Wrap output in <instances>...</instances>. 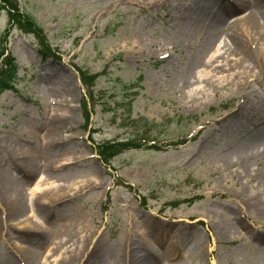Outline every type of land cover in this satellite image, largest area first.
<instances>
[{
	"label": "rangeland",
	"instance_id": "rangeland-1",
	"mask_svg": "<svg viewBox=\"0 0 264 264\" xmlns=\"http://www.w3.org/2000/svg\"><path fill=\"white\" fill-rule=\"evenodd\" d=\"M16 2L58 59L0 12L18 65L0 94V264H264V0L210 32L237 0ZM141 138L159 150L97 155Z\"/></svg>",
	"mask_w": 264,
	"mask_h": 264
},
{
	"label": "trees",
	"instance_id": "trees-1",
	"mask_svg": "<svg viewBox=\"0 0 264 264\" xmlns=\"http://www.w3.org/2000/svg\"><path fill=\"white\" fill-rule=\"evenodd\" d=\"M4 9L7 10L8 23L10 27L16 26L25 33L34 34L40 40L41 46L43 47L39 52L44 56V58L52 57L53 59H58L54 56V54L50 53L47 45L45 44V38L41 37L40 34L43 33L42 29L32 20V18L20 12L16 0H0V12ZM17 71L18 67L14 57L7 53L5 46H0V94L4 91L14 89V84L18 79ZM79 75L84 86H92L98 77L97 74H87L85 72H80ZM83 111L85 127H87V125H89L90 110L87 108L86 104H83ZM144 145L145 141L139 143L138 140L125 142H104L103 144L97 145V153L103 162H108L122 151L139 149ZM149 148L154 149L156 147L151 146Z\"/></svg>",
	"mask_w": 264,
	"mask_h": 264
},
{
	"label": "bare ground",
	"instance_id": "bare-ground-1",
	"mask_svg": "<svg viewBox=\"0 0 264 264\" xmlns=\"http://www.w3.org/2000/svg\"><path fill=\"white\" fill-rule=\"evenodd\" d=\"M247 1H251V0H237L236 6L234 8H232L230 5H228L230 6V8L228 6L222 7L220 18L217 20L215 19L211 21L210 23H208L207 26H205L206 30L209 32L212 31V27L217 25L220 20H225L229 15H233L237 13L238 11L244 8H247ZM245 18H247V25H249L253 29L255 37L257 35L259 36L261 31L257 27H255L256 23L254 19L252 18V16L250 15V13L246 15ZM228 39L231 41L232 48L238 52L237 54H235V50H232V51L230 50L231 56H232V53L237 57H238V54H241V57H238V58L234 57L235 65L240 67L244 74L251 73L253 71V68L249 64L253 63L255 57H254V54L250 50H249L250 51L249 53L245 50L244 43L247 45V42L246 41L243 42L241 38L236 37L235 35H229ZM259 54L261 56V61H264V51H260ZM66 194L67 192H66L65 186L59 187V188L52 187V189L50 190V197H52L53 199L58 198L59 196H62V195H66ZM8 205L11 211L15 212L17 209V199L10 201ZM31 227H34V225H31Z\"/></svg>",
	"mask_w": 264,
	"mask_h": 264
}]
</instances>
